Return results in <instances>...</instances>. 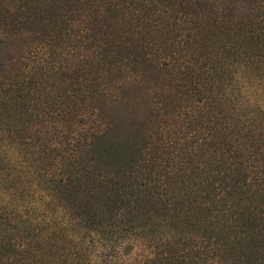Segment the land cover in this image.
Listing matches in <instances>:
<instances>
[{"label":"trees","instance_id":"16d2710c","mask_svg":"<svg viewBox=\"0 0 264 264\" xmlns=\"http://www.w3.org/2000/svg\"><path fill=\"white\" fill-rule=\"evenodd\" d=\"M249 80L264 0H0V264H264Z\"/></svg>","mask_w":264,"mask_h":264},{"label":"rangeland","instance_id":"374dc122","mask_svg":"<svg viewBox=\"0 0 264 264\" xmlns=\"http://www.w3.org/2000/svg\"><path fill=\"white\" fill-rule=\"evenodd\" d=\"M244 86H245L244 87V93L248 98H250L252 101H256V100L260 99V100H263L262 102H264V89H262L260 87L261 86L260 82H257V84H256L255 80H249V81H246L244 83ZM257 90H259V91H257ZM262 104H264V103H262ZM14 154H15V152H14ZM43 194L46 195V192ZM136 249H138V248H136ZM131 254H129L128 256H125V257H127V258L131 257L132 256Z\"/></svg>","mask_w":264,"mask_h":264}]
</instances>
